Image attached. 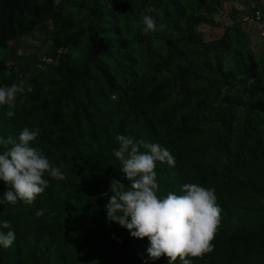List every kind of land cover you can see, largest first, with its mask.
<instances>
[{"label":"trees","instance_id":"trees-1","mask_svg":"<svg viewBox=\"0 0 264 264\" xmlns=\"http://www.w3.org/2000/svg\"><path fill=\"white\" fill-rule=\"evenodd\" d=\"M21 1L9 0L5 15L0 18L4 37L8 32L14 38L24 35ZM94 16L99 24L97 11ZM105 31L116 35L114 27ZM97 37L103 40L94 30L91 38ZM126 45L125 40L112 38L109 46L114 49L119 66L124 68L122 72L131 78L135 75L132 66L136 60L123 51ZM4 46H8L6 40L0 42V87L9 86L8 75L12 68L2 53ZM85 58L86 63L81 68L65 67L64 62L75 64V59L68 54L55 60L56 63H48L37 76L38 86L44 92L36 98L31 95L30 102L22 108L16 105L13 117L6 115L7 106H0V137L11 135L18 139L24 127H38L41 131L32 146L40 149L54 166L62 165L61 171L66 176L65 180L57 181L45 174L49 186L31 205L21 201L0 205V221H9L16 233L11 247H0V264H145V261L168 264L166 256L147 259V238H133L127 229L106 219L104 206L112 195L111 184L118 187L124 183L126 189L129 183L119 170L120 161L114 156V150L119 147L116 139L119 134L137 141L159 143L174 156V167L157 162L154 169L157 195L161 198L169 192L182 194L181 186L185 183L215 188L221 219L212 241L213 250L202 259L192 258L193 264H264V204L255 207L249 216L239 210L247 206L238 204L244 197L264 198V149L252 154L248 161L238 163L234 171L229 143L216 128L205 140L211 147V156L206 160L205 156L196 154L193 159L188 158L191 163L187 165L179 148L181 135L187 139L186 148L190 150L192 138L207 131L183 127L175 138L170 133L176 128L175 123L171 120L160 128L161 121L155 120L160 116L159 102H153L156 96H161V105L167 103L170 117L175 110L182 117L189 96L179 101L172 100L171 95L186 71L173 68L159 80L148 79L145 84L149 86L145 87L149 90L125 101L122 98L125 82L117 80L113 70L102 61H95L99 82L88 70V57ZM237 63L245 69L248 67L241 59ZM260 73L264 76V71ZM196 78L204 89L213 88L217 83L203 74ZM127 105L133 108L124 110ZM261 105L264 116V103ZM219 108L217 120L225 126L232 117V109ZM260 118L263 124L264 117ZM246 130L247 127L243 128V132ZM6 190V185L0 181V196ZM104 193L107 195H102ZM40 208L45 212L38 217L35 212ZM176 264H180L179 258Z\"/></svg>","mask_w":264,"mask_h":264},{"label":"rangeland","instance_id":"rangeland-1","mask_svg":"<svg viewBox=\"0 0 264 264\" xmlns=\"http://www.w3.org/2000/svg\"><path fill=\"white\" fill-rule=\"evenodd\" d=\"M8 2L0 0V18L5 15ZM20 6L24 35L14 38L8 32L4 37L0 29V42L8 43L2 53L12 64L9 86L24 81V92L16 98L18 107L30 102V97L42 95L44 91L37 80L39 71L48 63L61 60L64 54L75 59V64L64 62L69 68H81L88 57V70L99 82L95 61H102L113 70L117 80L125 82V101L149 90L146 80L153 82L170 74L173 68H182L185 77L175 84L171 99L185 101L189 96L183 118L175 109L170 117L167 103L161 105V96L153 102H159L160 116L155 120L161 121L160 128L171 120L175 123L176 128L170 132L175 138L183 127L207 131L192 138L190 150L184 135L182 143L177 139L187 165L191 163L188 158L193 159L196 154L206 160L211 156V147L205 140L216 128L229 143L234 171L238 163L264 149V121L262 124L260 118L264 117L260 109L264 103V76L260 73L264 71V0H22ZM257 10L261 11L260 17ZM96 11L99 24L95 22ZM145 14L151 15L157 24V30L147 35L135 26L142 25ZM161 23L166 25L164 31L159 30ZM109 27L116 29V35L105 31ZM94 30L103 40L91 38ZM112 38L125 40L123 51L136 60L132 66L135 75L131 78L114 58L115 51L109 46ZM238 59L247 63V69L239 66ZM200 74L217 81L216 85L204 89L196 78ZM219 107L232 109V117L225 126L217 120ZM128 108L133 107L127 105L124 110ZM249 124L253 127L249 128ZM238 204L247 206L239 210L249 216L255 207L264 204V198L244 197Z\"/></svg>","mask_w":264,"mask_h":264},{"label":"clouds","instance_id":"clouds-1","mask_svg":"<svg viewBox=\"0 0 264 264\" xmlns=\"http://www.w3.org/2000/svg\"><path fill=\"white\" fill-rule=\"evenodd\" d=\"M135 26L145 35L157 30L156 21L148 14L143 16L142 25ZM165 29L166 25L161 23L159 30ZM23 92V80L0 87V106H7L8 117L15 115L17 95ZM40 131L38 127H24L18 139L11 135L0 137V181L7 188L0 196V205L18 201L31 205L49 186L45 174L57 181L66 179L62 165L54 166L40 149L32 146ZM116 139L119 147L114 150V156L120 161L119 170L129 183L126 189L124 183L118 187L111 184L112 195L104 206L107 221L118 223L133 238H147L148 260L166 256L168 264H176L178 258L180 264H193L192 258L202 259L210 253L221 219L215 188L185 183L181 186L182 194L169 192L161 198L157 195L154 169L157 162L174 167V156L159 143L137 141L123 134L117 135ZM44 212L45 209L40 208L35 215L39 217ZM15 239L16 233L10 222L0 221V247H11Z\"/></svg>","mask_w":264,"mask_h":264},{"label":"built area","instance_id":"built-area-1","mask_svg":"<svg viewBox=\"0 0 264 264\" xmlns=\"http://www.w3.org/2000/svg\"><path fill=\"white\" fill-rule=\"evenodd\" d=\"M256 14H257V17H260V15H261V11H260V10H257V11H256Z\"/></svg>","mask_w":264,"mask_h":264}]
</instances>
